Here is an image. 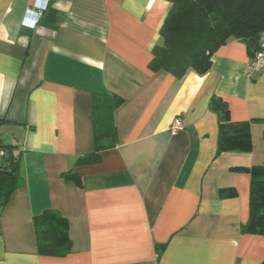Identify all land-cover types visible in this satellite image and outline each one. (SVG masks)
Listing matches in <instances>:
<instances>
[{"label":"crops","instance_id":"crops-1","mask_svg":"<svg viewBox=\"0 0 264 264\" xmlns=\"http://www.w3.org/2000/svg\"><path fill=\"white\" fill-rule=\"evenodd\" d=\"M168 0H0V144L22 153L24 186L0 208V264H264V236L242 234L251 176L264 166V72L231 40L205 75L152 72ZM28 11L34 27L23 26ZM38 15L37 20L34 17ZM124 100L101 162L93 97ZM213 97L250 122L249 154L217 155ZM180 116L184 130L170 132ZM70 170L82 186L66 182ZM232 190L234 197H223ZM58 210L73 252L38 254L34 217ZM156 244L166 248L158 258Z\"/></svg>","mask_w":264,"mask_h":264},{"label":"trees","instance_id":"trees-1","mask_svg":"<svg viewBox=\"0 0 264 264\" xmlns=\"http://www.w3.org/2000/svg\"><path fill=\"white\" fill-rule=\"evenodd\" d=\"M172 7L161 28V43L154 47L149 63L152 72L164 71L182 80L189 71L205 75L212 67L215 53L231 40L246 45L252 60L260 50L264 33V0H168ZM124 100L114 94L93 97L94 149L79 156L75 167L101 162L103 151L117 146L115 112ZM210 109L218 116L217 155L230 152L249 154L253 145L250 122H232L228 104L213 97ZM5 156L0 160V208L7 206L15 192L24 186L21 172L22 153L16 147L1 146ZM251 176L249 219L241 225L242 234L264 236V166L236 168ZM68 183L82 186L79 174L70 170L62 175ZM232 190H223V197H234ZM38 254L64 258L73 252L69 220L58 210L46 209L34 217ZM158 258L165 244L155 246Z\"/></svg>","mask_w":264,"mask_h":264},{"label":"built area","instance_id":"built-area-1","mask_svg":"<svg viewBox=\"0 0 264 264\" xmlns=\"http://www.w3.org/2000/svg\"><path fill=\"white\" fill-rule=\"evenodd\" d=\"M34 13L32 11H28L26 14L25 19L23 20V26L25 27H34L35 22L33 19H30L31 14ZM38 15H36L35 20H37ZM260 50L256 54V57L254 60H252L251 63V72H264V33L261 34L260 36ZM184 130V123L183 120L180 116L176 117L171 126H170V132L173 135H177L180 132ZM5 156V151L0 148V160L2 157Z\"/></svg>","mask_w":264,"mask_h":264}]
</instances>
